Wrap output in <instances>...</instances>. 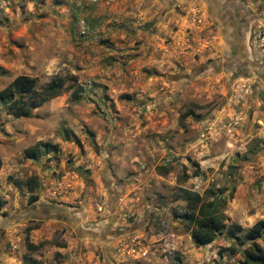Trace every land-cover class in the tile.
Here are the masks:
<instances>
[{"label":"rangeland","instance_id":"374dc122","mask_svg":"<svg viewBox=\"0 0 264 264\" xmlns=\"http://www.w3.org/2000/svg\"><path fill=\"white\" fill-rule=\"evenodd\" d=\"M214 2L0 0V90L72 85L25 117L0 105V264H240L264 220V74L245 62L264 58V0H232L238 69ZM38 142L54 149L24 157ZM183 191L219 207L207 245Z\"/></svg>","mask_w":264,"mask_h":264},{"label":"trees","instance_id":"16d2710c","mask_svg":"<svg viewBox=\"0 0 264 264\" xmlns=\"http://www.w3.org/2000/svg\"><path fill=\"white\" fill-rule=\"evenodd\" d=\"M72 85H64L60 81L50 80L43 89L37 93L34 89V80L25 76H16L4 89L0 90V105L6 107L13 116L25 117L29 113L30 107L35 106L33 101L37 98L40 102L50 100L58 96L61 92H67ZM23 96L30 98V104L23 101ZM54 146L38 142L27 150L24 154L26 158H37L39 150L47 153L52 151ZM196 176V174H194ZM28 196V203L36 201L37 196L33 193L35 189V178L30 177L25 182ZM184 193V212L182 218L190 225L189 238L194 246H204L212 242L217 233L223 229V217L219 207L213 201H203L198 194ZM2 203L0 202V206ZM238 229V226L234 227ZM28 231V230H27ZM228 237H233L232 230H227ZM264 236V220L254 222L242 236L243 242L248 246L239 251L241 256L240 264H264V242H255ZM244 244V243H243ZM237 250V249H236ZM236 250L231 248V251ZM37 262L31 261V264Z\"/></svg>","mask_w":264,"mask_h":264},{"label":"flooded vegetation","instance_id":"af4514ba","mask_svg":"<svg viewBox=\"0 0 264 264\" xmlns=\"http://www.w3.org/2000/svg\"><path fill=\"white\" fill-rule=\"evenodd\" d=\"M221 3L214 2V6L219 5V11L221 15V21L223 25V34L226 36L224 37L226 44L230 49V53L232 54L231 60L235 64L234 66L238 69L239 64L236 63V49L237 47L242 50L243 44V17H240V13H236L237 17L235 16V10L232 6V0H221ZM211 9V6L210 8ZM242 45V46H241ZM244 51L242 50V53ZM249 67H254L253 70L256 72H261L264 74V58L259 63H254L249 60L245 61Z\"/></svg>","mask_w":264,"mask_h":264}]
</instances>
